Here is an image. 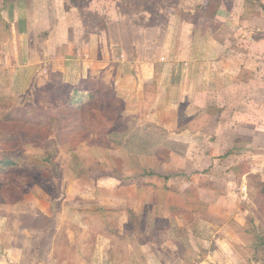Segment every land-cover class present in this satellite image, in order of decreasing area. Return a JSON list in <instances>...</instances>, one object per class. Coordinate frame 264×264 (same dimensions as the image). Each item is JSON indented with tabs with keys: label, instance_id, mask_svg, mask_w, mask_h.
I'll list each match as a JSON object with an SVG mask.
<instances>
[{
	"label": "crops",
	"instance_id": "obj_1",
	"mask_svg": "<svg viewBox=\"0 0 264 264\" xmlns=\"http://www.w3.org/2000/svg\"><path fill=\"white\" fill-rule=\"evenodd\" d=\"M2 1L8 57L23 45L28 63L73 83L98 72L125 100L134 80V103L146 107L124 115L136 120L126 132L155 147L149 163L178 167L110 174L89 193L123 227L167 218L151 241L137 238L150 264H264V224L246 188L248 173L264 181V0H23V16ZM94 17L96 31L86 26ZM102 242L107 264L111 238Z\"/></svg>",
	"mask_w": 264,
	"mask_h": 264
},
{
	"label": "rangeland",
	"instance_id": "obj_2",
	"mask_svg": "<svg viewBox=\"0 0 264 264\" xmlns=\"http://www.w3.org/2000/svg\"><path fill=\"white\" fill-rule=\"evenodd\" d=\"M10 2L16 3L17 15L23 16L29 10L25 8L23 0ZM133 17L135 19L136 15ZM2 21L0 17V67L3 61L6 66L1 68L0 76H8L7 67L14 68L15 71L9 79L15 102L8 103L9 106L4 112L0 111V132L10 135V139L6 140L4 146H0V150L10 152L22 168L19 172L18 169L15 170L0 186V264H75L79 258L87 264H105L100 258L102 251H105L102 241L109 235L100 233L93 226L95 219L92 216L99 214L94 210L99 203L89 191L93 188L103 189V184L107 182L105 179L110 174H125L129 179L135 178L136 173L141 170L164 171L178 165L155 167L154 162L149 163L156 151L155 147L148 142L136 143L140 136L126 132L128 129L125 128L130 130L135 126L136 120L125 118L124 115L145 110L146 107L141 99L138 106L134 103L136 93L133 91V79L124 82V90L130 94L128 93L125 100L122 117L114 122L110 131L96 132L94 141L88 135L85 119L82 121L77 118L79 115L60 113L48 107L41 108L38 112L55 114L58 118L56 122L46 127L35 122L26 126L23 120L30 105L28 98L37 88L44 86V83H52L56 73L48 74L44 63H28L27 53L24 54L27 48L23 45H20L19 56L16 51V56L12 58L10 48L8 57L6 46L12 40L9 35L10 23ZM102 22V19L94 17L93 20L89 19L86 26L96 31L100 29ZM25 42L24 39L22 43ZM12 48L15 50V47ZM113 58H116V54ZM98 74L97 72L94 75ZM101 74L109 78L113 76L111 69ZM11 113L17 116L16 120L7 117ZM2 143L0 138V144ZM50 144L56 148V165L38 158L44 145ZM123 179H117L116 184L122 185L127 181ZM78 188L80 190H76ZM78 212L83 214L84 223L88 222L87 227L78 226L72 221L77 219ZM117 217L113 213V235L109 237L112 245L106 251L107 254H104L109 256L107 264H150L152 260L141 253L137 244L138 237L144 238L136 232L129 233L132 226H120ZM84 255L90 256V260Z\"/></svg>",
	"mask_w": 264,
	"mask_h": 264
},
{
	"label": "trees",
	"instance_id": "obj_3",
	"mask_svg": "<svg viewBox=\"0 0 264 264\" xmlns=\"http://www.w3.org/2000/svg\"><path fill=\"white\" fill-rule=\"evenodd\" d=\"M249 1L248 8L253 4V0ZM207 13L210 15L211 5L207 1ZM264 8L263 5H261ZM248 14V13H247ZM49 84H45L42 87L37 88L33 95L28 98L30 105L27 111L24 113V122L27 125L33 122L39 123L46 127L48 124L56 122L58 118L52 113H39L38 111L42 109H54L60 113H66L69 115H79L77 118H81L84 123L88 125L86 128L91 141H94V135L96 132L105 133L110 131L114 127V122L122 117V111L125 108V99L120 96L113 83H109L106 80H99L98 75H86L77 82H68L63 79V76L59 73L55 74V78ZM15 102V96L12 93L10 87V79L8 76H0V111L4 112L5 108L9 106L8 103ZM33 103V106L31 105ZM7 114V113H6ZM11 120H16L17 116L8 114L7 116ZM1 124V123H0ZM0 138L3 143L0 146L6 144V140L10 139V135L0 132ZM50 145H44L38 158L41 161L47 162L51 165H56L54 160V154L56 148ZM21 164L18 160L10 155V152L0 150V186L3 184V180L8 179L15 170L21 171ZM242 173V170L239 171ZM247 183V196L253 204L251 208L255 216L258 217L261 223L264 224V181L261 180L258 173H248L246 175ZM24 180V179H23ZM95 214L92 216L94 220L93 226L97 227V231L100 233H105V235L112 236V220L114 209L105 208L102 204L95 207ZM164 224H158L155 226L151 225H140L138 230H132L129 233H138L146 241H151L152 235L151 231L158 229L161 226H167V218H160ZM88 220V219H87ZM258 241L264 246V232L257 236ZM84 257L89 261L90 256L84 255Z\"/></svg>",
	"mask_w": 264,
	"mask_h": 264
}]
</instances>
